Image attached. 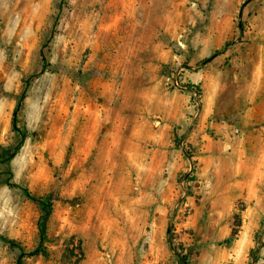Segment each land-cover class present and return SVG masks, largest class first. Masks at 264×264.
<instances>
[{"label": "rangeland", "instance_id": "374dc122", "mask_svg": "<svg viewBox=\"0 0 264 264\" xmlns=\"http://www.w3.org/2000/svg\"><path fill=\"white\" fill-rule=\"evenodd\" d=\"M263 108L264 0H0V235L33 251L42 226L25 264H264V215L251 251L237 241L264 197L217 213L194 141L224 127L210 165L237 141L248 184ZM0 264H17L1 241Z\"/></svg>", "mask_w": 264, "mask_h": 264}, {"label": "crops", "instance_id": "0c3cea01", "mask_svg": "<svg viewBox=\"0 0 264 264\" xmlns=\"http://www.w3.org/2000/svg\"><path fill=\"white\" fill-rule=\"evenodd\" d=\"M251 103L254 106L256 104L259 106L260 104L256 102ZM210 107V105L205 106V110L212 115L215 111ZM223 128L224 127L219 126L216 128L215 138L220 136L218 137V140H215V138L207 134L201 135L200 140L199 136L194 135L196 137L194 138V141L196 143L201 142L199 146L203 147L202 149H204L208 154L204 158V165L202 168L203 174H206L209 177V173L212 171L219 177L215 187L217 192H221V195L217 198L224 202L222 204L218 201L215 203L214 208L218 210L217 213H219L220 209L228 211L235 209V205L238 200H244L247 201V203H251L255 199H258L259 196L264 197V171L261 170V164L259 161L254 162L252 175L249 176L248 184L242 180L243 163L241 158H239L242 154V147L240 143H236L237 141H234L231 145V147H235L233 148V152H235L238 156L237 160H234L232 163H228L227 166L225 165V162H223V166L217 170L211 167L210 161L212 160L215 152L217 151L219 156H224L227 151V147L231 144L230 133ZM202 207L203 206L201 205V208ZM244 215L245 225L239 236L240 238L237 241L242 242L245 249L251 251L255 246L253 233L264 215V209L262 206L254 208V206L252 207L251 205V208H247L244 211Z\"/></svg>", "mask_w": 264, "mask_h": 264}, {"label": "trees", "instance_id": "16d2710c", "mask_svg": "<svg viewBox=\"0 0 264 264\" xmlns=\"http://www.w3.org/2000/svg\"><path fill=\"white\" fill-rule=\"evenodd\" d=\"M61 13L58 15L57 19L60 18ZM42 59H43V68L39 73H37L36 77L39 78L42 76L48 69V60L46 58V55L42 53ZM28 97V91L25 90L23 95L19 98V103L15 108L14 114H13V131L17 132L18 135L20 136V146L24 145L26 134L28 133L27 129L21 125L20 122V114L22 111L23 103ZM1 164L0 163V171H1ZM14 187L19 188L20 190L23 191V193L30 198L32 201L35 203L39 204L42 207V210L44 212L45 217H50L52 212H53V203L50 201V199L46 198H39L35 197L32 195L28 187L25 186H20V185H13ZM237 233H233L232 236L230 237V241H234L237 237ZM0 241L3 243H6L9 245L11 250L17 255V264H25V259L28 257H34L37 256L41 253L42 249L44 248V242H45V236L42 230V226L40 225V243L39 246L33 250V251H27L22 244L18 243L16 240L10 239L9 237L5 235H0ZM82 244L79 245V248L81 247Z\"/></svg>", "mask_w": 264, "mask_h": 264}, {"label": "built area", "instance_id": "2783aa9c", "mask_svg": "<svg viewBox=\"0 0 264 264\" xmlns=\"http://www.w3.org/2000/svg\"><path fill=\"white\" fill-rule=\"evenodd\" d=\"M177 85H179V81H178V79H175V81H174Z\"/></svg>", "mask_w": 264, "mask_h": 264}, {"label": "water", "instance_id": "95a60500", "mask_svg": "<svg viewBox=\"0 0 264 264\" xmlns=\"http://www.w3.org/2000/svg\"><path fill=\"white\" fill-rule=\"evenodd\" d=\"M242 14V13H241Z\"/></svg>", "mask_w": 264, "mask_h": 264}]
</instances>
